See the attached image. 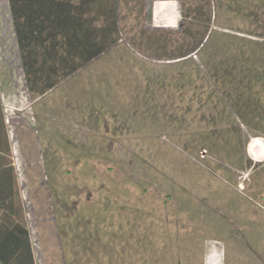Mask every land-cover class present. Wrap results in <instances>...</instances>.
<instances>
[{
  "label": "rangeland",
  "instance_id": "1",
  "mask_svg": "<svg viewBox=\"0 0 264 264\" xmlns=\"http://www.w3.org/2000/svg\"><path fill=\"white\" fill-rule=\"evenodd\" d=\"M257 5L119 0V45L32 101L0 0L3 110L37 264H264V38L243 16ZM205 25L199 51L175 60L182 30Z\"/></svg>",
  "mask_w": 264,
  "mask_h": 264
},
{
  "label": "trees",
  "instance_id": "2",
  "mask_svg": "<svg viewBox=\"0 0 264 264\" xmlns=\"http://www.w3.org/2000/svg\"><path fill=\"white\" fill-rule=\"evenodd\" d=\"M118 2L8 0L24 83L32 101L46 96L119 45L122 28L117 20ZM260 7L264 10V5ZM263 10L247 12L243 8V16L257 25L256 30L264 29ZM205 28L203 33L191 27L182 30L185 38L173 55L175 60L188 59L199 51L208 37L209 26ZM262 30L246 34L264 38ZM144 36L146 31L142 32L141 37ZM147 39L151 45L159 43L151 37ZM130 41L135 47L145 43L138 45L132 38ZM0 264H37L1 102Z\"/></svg>",
  "mask_w": 264,
  "mask_h": 264
},
{
  "label": "crops",
  "instance_id": "3",
  "mask_svg": "<svg viewBox=\"0 0 264 264\" xmlns=\"http://www.w3.org/2000/svg\"><path fill=\"white\" fill-rule=\"evenodd\" d=\"M3 101H4V95L2 94V91H1V88H0V102H1V104H2V106H3ZM6 118V117H5ZM8 131V130H7ZM9 137V136H8ZM10 140V139H9ZM10 145H11V143H10ZM255 148V147H254ZM255 149H257V147L255 148ZM11 153H12V151H11Z\"/></svg>",
  "mask_w": 264,
  "mask_h": 264
}]
</instances>
